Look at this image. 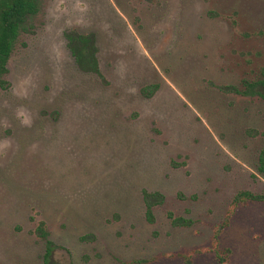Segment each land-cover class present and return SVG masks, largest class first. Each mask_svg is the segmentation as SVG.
<instances>
[{"label":"rangeland","instance_id":"1","mask_svg":"<svg viewBox=\"0 0 264 264\" xmlns=\"http://www.w3.org/2000/svg\"><path fill=\"white\" fill-rule=\"evenodd\" d=\"M40 7L0 87V264H43L40 224L52 264H264V202L234 203L264 193V103L235 92L264 80V0ZM68 30L94 35L102 78Z\"/></svg>","mask_w":264,"mask_h":264},{"label":"trees","instance_id":"2","mask_svg":"<svg viewBox=\"0 0 264 264\" xmlns=\"http://www.w3.org/2000/svg\"><path fill=\"white\" fill-rule=\"evenodd\" d=\"M40 0H0V87L7 86L3 77L8 73V62L19 35L31 28L30 21L40 12ZM67 50L73 59L74 69L81 74L102 78L99 61L97 58V45L93 34H84L76 30H68L64 33ZM157 85H148L142 88L141 93L146 98H151L157 90ZM244 92L237 91L244 95L258 97L264 103V80L251 81L244 86ZM259 169L264 173V147L258 154ZM143 201L146 207V218L153 222V207L162 204L164 197L159 193H148L144 191ZM259 201L264 202L262 195H253L248 192H241L234 198L235 205L238 202ZM174 225L189 224L183 218H173ZM36 233L44 242L43 264H52L50 255L53 245L48 239V234L40 224Z\"/></svg>","mask_w":264,"mask_h":264}]
</instances>
